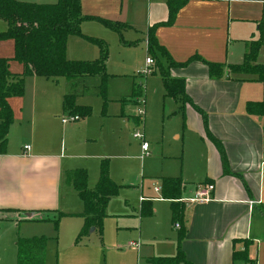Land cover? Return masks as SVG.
Listing matches in <instances>:
<instances>
[{
    "label": "crops",
    "instance_id": "0c3cea01",
    "mask_svg": "<svg viewBox=\"0 0 264 264\" xmlns=\"http://www.w3.org/2000/svg\"><path fill=\"white\" fill-rule=\"evenodd\" d=\"M80 9L82 15L124 24L125 30L144 34L145 42L147 28L167 17L165 0H80ZM260 25L263 43L256 62L264 64V0H187L170 26H157L153 33L176 62L198 55L227 66L241 61L248 44L260 37ZM5 29L6 24L0 21V32ZM234 54L239 58L231 61ZM21 70L18 63L9 62L10 73L20 74ZM170 73L184 79L186 95L206 115L209 132L223 146L228 169L224 174L217 150L205 138L201 117L191 107H185L184 129L189 138L185 141V135L181 136L180 178L185 189L180 201L185 205L186 232L180 248L192 264H232V250H242V244L233 241L248 240L249 262L237 264H264V118L245 111L247 102L264 101V86L253 80L238 81L233 76L212 80L206 66L197 61ZM35 78L40 77L26 78L22 97L8 99L13 122L7 143L0 149V223L14 222L23 238L44 235L36 230L50 223L34 220L52 216L45 211H57L51 207H57L53 205L65 172L61 147H52V131L44 111L43 116L35 107V87L28 88L27 81ZM52 115L54 119L57 116ZM13 133L18 137L16 148L12 146ZM207 185L213 187L209 201L188 202ZM148 199L168 204L170 218L168 201L140 197L139 202ZM27 226H35L29 234L32 236L23 234L30 230ZM171 227L176 232L172 224ZM176 241L177 234L160 238L163 251L145 256L144 261L147 257L173 256Z\"/></svg>",
    "mask_w": 264,
    "mask_h": 264
},
{
    "label": "rangeland",
    "instance_id": "374dc122",
    "mask_svg": "<svg viewBox=\"0 0 264 264\" xmlns=\"http://www.w3.org/2000/svg\"><path fill=\"white\" fill-rule=\"evenodd\" d=\"M81 31L107 44L108 78L104 94L98 76L73 81L57 78L53 83L42 78L29 79L28 88L35 87V107L40 111L38 113L46 116L48 128L52 131L49 138L52 147H61L65 171L84 169L87 185L93 188L104 163L118 190L105 209L100 235L90 232L76 241L82 225L78 214L83 205L65 184L58 189L57 203L53 205L57 207H51L62 214L57 239H53L51 224L44 223L36 232L48 239L45 264H146L145 256L163 251L165 246L159 242L160 238L174 237L177 233L171 230L168 204L155 200L152 215H141L140 197H159L155 189H159L160 178L181 177V136L185 135L187 141L189 134L182 127L177 105L164 94L157 65L152 64L148 73L143 71L145 59L152 57L146 51L144 34L121 31V41L117 33L103 28L96 21H84ZM231 50L235 53L234 49ZM236 54L231 61L239 58ZM65 55L72 60H91L98 57V50L94 44L74 37L67 40ZM0 57H12L11 40L0 41ZM134 85H139L134 89L138 95L133 93ZM68 93L74 94L75 104L89 108L90 115L63 125L60 118L69 115L62 111L60 100ZM139 109L144 110L141 119L137 117ZM52 114H57L55 119ZM135 133L141 134L147 142L146 155L141 152L139 140L133 138ZM12 146H18L16 133H13ZM18 228L14 222L0 223V264H15V237L23 236ZM27 228L30 230L23 234L32 236L29 234L35 231V226ZM132 243L138 247H131Z\"/></svg>",
    "mask_w": 264,
    "mask_h": 264
},
{
    "label": "trees",
    "instance_id": "16d2710c",
    "mask_svg": "<svg viewBox=\"0 0 264 264\" xmlns=\"http://www.w3.org/2000/svg\"><path fill=\"white\" fill-rule=\"evenodd\" d=\"M186 2L187 0H165L166 20L147 28L146 51L151 54L153 64L158 67L165 96L178 105L177 112L181 116L182 127H184L185 107H191L201 117L205 138L217 150L223 173L228 174L223 146L209 132L206 115L186 95L184 79L174 77L170 72L172 69L183 68L191 62L197 61L206 66L208 77L212 80H219L225 76L228 79L235 77L238 81L253 80L264 86V64L256 62L263 43L262 25H260V37L248 44L246 52L237 64L226 66L221 63L208 62L198 55H193L184 62H176L165 48L158 44L153 32L157 26H170L174 22L177 12ZM0 21L6 24V29L0 32V41L11 40L13 44L12 58H0V149H3L13 122L8 99L23 96L26 78L35 76L52 81H57V78L73 81L83 77L98 76L101 80L100 90L104 94L105 82L108 78L106 73L107 44L98 38L84 35L80 26L84 21H96L105 29L117 33L121 41H123L121 31L126 26L82 15L80 0H56L54 4L0 0ZM70 37H77L94 44L98 50V57L89 61L67 59L66 44ZM10 61L21 66L20 74L9 72ZM137 86L139 88V85L133 86L134 95L139 94L134 90ZM61 108L63 112H67L76 120L90 115V109L75 104L74 94L70 93L62 96ZM245 111L248 115L264 118V101L247 102ZM60 180V187L62 188L63 184L69 186L83 205L82 212L78 214L82 225L76 241L88 235L91 228H93L92 232H98L100 235L102 222L106 217L105 209L110 198L118 190V186L109 178L105 164H101L99 179L93 188L88 187L86 171L81 168L65 171ZM159 182L158 198L169 202L171 224L173 227L178 224L176 251L171 257H147L145 261L147 264H192L185 258L180 248V243L186 232L183 225L185 223V205L180 201L185 184L180 177L160 178ZM139 210L141 215H152V199L141 201ZM45 212L51 213L52 216L34 221L50 223L54 232L53 239L56 240L58 222L62 214L57 211ZM47 240L43 235L30 238L17 235L14 241L15 264H45ZM233 243L242 244V250H232V264L248 263V248L251 242L237 240Z\"/></svg>",
    "mask_w": 264,
    "mask_h": 264
},
{
    "label": "built area",
    "instance_id": "2783aa9c",
    "mask_svg": "<svg viewBox=\"0 0 264 264\" xmlns=\"http://www.w3.org/2000/svg\"><path fill=\"white\" fill-rule=\"evenodd\" d=\"M153 64L152 59L150 58H146L145 59V66H144V72L148 73V69L150 68V66ZM139 103L142 104V101L140 100ZM144 116V110L143 109H139L137 110V117L138 118H142ZM72 120H76V118L69 116L68 118H61V123L64 125L66 124L68 121H72ZM133 138L139 140L140 143V149L143 155H146L148 152V144L146 141H144L143 136L139 133H135L133 134ZM24 150H29L28 146L24 147ZM213 190V187L211 185H207L205 187H203L202 189H199L198 191H196L194 197L192 199H189L188 202L190 203H202V202H207L210 200V192ZM155 191H158V189H155ZM174 227L177 229L178 228V224H175ZM131 247H138L136 244H130Z\"/></svg>",
    "mask_w": 264,
    "mask_h": 264
},
{
    "label": "water",
    "instance_id": "95a60500",
    "mask_svg": "<svg viewBox=\"0 0 264 264\" xmlns=\"http://www.w3.org/2000/svg\"><path fill=\"white\" fill-rule=\"evenodd\" d=\"M92 231H93V228L90 229V232H92Z\"/></svg>",
    "mask_w": 264,
    "mask_h": 264
}]
</instances>
